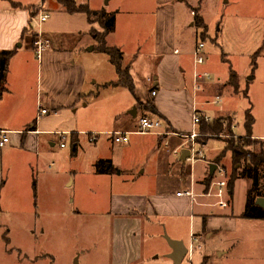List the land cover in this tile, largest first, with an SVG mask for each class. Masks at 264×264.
<instances>
[{
  "label": "rangeland",
  "instance_id": "1",
  "mask_svg": "<svg viewBox=\"0 0 264 264\" xmlns=\"http://www.w3.org/2000/svg\"><path fill=\"white\" fill-rule=\"evenodd\" d=\"M101 1V8L108 12L114 13L118 3L127 13L118 16L121 31L126 27L139 26L148 32L153 30L155 0ZM183 1V4L177 5L178 47L190 69L193 49L196 48V44L203 43L205 64L199 66V70L202 73H209L212 78L209 83L218 80L222 82V78H227L231 72L238 76L237 92H234L231 85H227L219 99L215 95L208 98L209 116L214 118L213 121L218 118L225 119L224 132L208 135L199 129V134L201 133L199 142L205 143L202 149L205 159L196 156L197 160L193 166L190 161L184 165L188 172L191 170L194 177L199 179L203 177L207 164H215L218 170L221 168L226 171V179L229 181L233 167L230 153L218 163L216 158L225 149L228 141H237L238 138L246 136L244 123L249 110L254 118L252 133L262 138L261 141L264 143V0ZM40 2L42 0H0V8L10 3H22L28 6V10L35 11ZM43 2L49 19L39 26V16L31 18L34 31L41 30L51 41L50 48L44 55L59 52L71 54V60H75L73 58L75 55L76 60L82 61L81 50H87L86 43L89 37L91 38L87 31L93 26L95 31L101 32L100 25L95 23L90 26L85 14L72 16L59 13L63 8L55 0ZM199 7L208 29L194 28L196 32H193L192 29L185 28V22L189 19V12L191 17H194L192 9L196 10ZM189 29L192 32L190 37ZM34 39V32L30 31L28 40L24 42L22 48L19 47V44L23 43L21 41L13 47L17 50L22 65L19 67L18 63L17 65L9 63L6 73L10 74V77L16 70L33 74L34 82L30 80L31 89L27 92L25 106L29 114L35 113L38 66L42 62V60L38 62L34 54L32 47ZM108 45L113 46V41L109 40ZM95 53L86 61L89 69L95 71L101 80L109 81L116 78L115 68L108 56L98 51ZM88 101L79 104L78 111L73 115L68 111L62 115L63 119H58L60 120L58 122L47 121L46 128L53 130L70 128L68 130L78 133V130L85 128L91 120L92 113H89V110L99 105L104 111L110 106L90 103L88 110L83 107ZM221 115L228 117H219ZM101 117L104 118L102 115ZM101 117L97 122L104 123L105 126L106 122ZM44 138L46 142L41 145L38 164L33 165L30 171H26L22 165L26 162L25 155L15 153L19 155L17 158L11 156L5 161V195L8 201L4 202L6 209L2 208L3 213L0 212V264H74L75 259H78V264H126L123 255L127 251L136 253L131 258L134 261H137L135 258L141 252L142 262L137 261L136 264H174L165 254L167 240L164 235L171 238L167 229L162 228L163 239L151 242L147 233L140 231L141 225L133 216L121 218L116 213L117 208L111 213L114 198H121L127 202L147 196L144 192L136 191L139 190L136 189L138 187L128 181L129 175H126L128 171L121 174L122 169L118 165H132L134 173L143 172L147 184L162 173L159 158L167 155L162 153L156 137L135 134L129 136L130 143L116 144L110 136H101L98 142H91L90 135H79L75 153L71 132L63 141L65 148L60 147L61 140L58 136L46 135ZM252 141L256 140L252 138ZM248 149L254 151L253 147ZM99 159L112 160L116 167H113L110 174H105L107 176L97 174L94 163ZM32 162L35 163V160ZM31 172L33 200L30 205L25 202L19 204L29 187ZM134 175L138 176L137 173ZM207 175L203 183H207L210 171ZM25 177L26 183L23 182ZM214 177L221 178L219 173ZM183 181L184 178L175 180L173 185L177 190L185 189ZM252 186V179L236 180L231 194L233 220L236 218V223L231 221L220 223L218 219L211 221L209 224L211 229L215 228V224H219L222 230L203 235L199 242L201 248L195 250L192 262L190 263L186 257L183 264H264V220L252 222L239 217L237 219V216L245 211ZM9 199L12 202H9ZM205 200L214 202L212 198ZM10 203L11 205H8ZM204 208L210 212L217 209ZM162 223L167 226L176 224L182 233L189 234L191 224L189 219L173 221L172 217H167ZM192 227L196 232L199 231V221L196 220Z\"/></svg>",
  "mask_w": 264,
  "mask_h": 264
},
{
  "label": "crops",
  "instance_id": "2",
  "mask_svg": "<svg viewBox=\"0 0 264 264\" xmlns=\"http://www.w3.org/2000/svg\"><path fill=\"white\" fill-rule=\"evenodd\" d=\"M75 1L77 5H88L92 11L105 10L101 8V0H86L84 3H78L77 0ZM178 3L183 4L184 1L155 0L154 4L156 9L155 12H153L154 26L151 32H148L141 26L137 28L126 27L121 31L118 23V16L127 13L124 12L123 8L118 3L115 8L116 10L113 11L116 13L115 30L108 35L107 43L109 40H112V47H116L123 52L124 63L129 66L130 74L133 79L134 93L123 87H105L106 84L116 81L117 76L113 80H101L95 71L89 69L86 61H89L88 58L97 52L95 50L96 44L92 35L86 43L87 50H81L80 54H82V61L76 60L75 55H73L75 60H71V54H61L59 52L48 53L46 55L43 54L40 59L36 58L38 62L41 60L42 62L38 66L34 114L31 112L29 114L28 111L26 112L25 108L28 99L27 92L31 89L30 80L34 82L32 78L33 74L30 75L18 70L13 73L12 77H10V74H7L6 91L0 97V131H7L10 133V142L5 147L0 148L1 213H3L2 208L6 209L4 206L5 200L8 201L5 195L4 164L9 157L14 156L17 158L19 156L15 153L25 155L26 162L22 163V165H24L26 171H30L33 165L37 166L38 164L39 151L41 145H44L46 142L44 138L46 135H54L60 138L59 133H65V137H67L69 132H71L76 148L79 144V135L95 136L96 140L94 142H98L101 136H110L112 138L111 134L113 132H126L129 133V136L136 134V136L150 135L156 137L159 141L158 144L162 153L167 155V158L164 156L159 158V163L162 165V173L148 184L144 181L143 172L137 171L136 173L138 176L134 175L136 173L133 172L134 168H132V165H118V167L122 169L121 174L128 171L129 174L126 173V175H129L128 181H131L133 185L138 187L136 189L139 190L136 191L144 192L147 196L142 199H132L127 202L123 201L121 198H114L112 200L111 213L117 208L118 210L116 213L121 218L133 216L138 220L139 225H141L140 231L142 233H147L151 242H158V239H163L162 228L164 227L165 230L167 229V231H169L171 239L184 242L188 250L193 243V237L198 240L196 244L199 246V242L203 235L207 236L209 232L216 233V231L220 232L222 230L219 224H215V228L211 229L209 226L211 221L218 219L220 223L226 221L236 223V218L233 220L234 214L231 205L230 190V204L228 208L214 206L216 202L215 199L212 203V201L209 202L205 200L207 199L206 197H202V194L207 192L209 188V186L203 182L210 171V164L206 165V171L203 177L197 179L194 177L191 170L188 172L186 169V165L184 164H186L185 162H188V160H181L182 153L175 155L172 151L185 142L183 136H187L193 131L199 133L200 124L194 125L193 123L195 112L202 116L209 117L211 122L213 121L214 118H211L208 112V106L210 105L209 96L215 95L219 99V95H223L224 90L227 88V85H229V79L231 77L230 74L227 78H222V82L218 80L215 81V83H209L211 78L204 83H200V85L198 84L196 76L206 74V72H200L199 66L201 65L196 64L194 56L195 49H193V52L191 50V69L185 57L181 56V49L178 47ZM18 4H21L20 8L13 7L11 3L6 7L0 8V52L15 51L10 60V64L17 65L18 63L19 67H21L22 64L19 60V54L13 47L21 41L23 43H20L19 45L21 46L19 47L22 48L24 42L28 40L29 32H34V29L32 27L31 18L33 10H28V6L22 3ZM199 12L202 16L201 10ZM59 13L66 12L62 9L59 10ZM108 13L112 12L109 11ZM79 14L82 13L69 15L73 16ZM132 14L137 13L132 12ZM191 16L189 12V19L185 22V28L193 30L195 27L193 24V17ZM88 24L90 26L94 25L90 24L89 21ZM91 29H93V26L90 27L87 33H90ZM190 29L188 31L189 37L192 35ZM194 31L195 30H193V32ZM40 71H42V73H40ZM94 79L95 81L92 82ZM153 92L156 94L153 95ZM88 100L93 101L89 102ZM86 101L88 102L85 103L83 107L88 110L90 108V103H94L95 105L109 104L110 106H107L104 111L102 109L103 107L101 108L99 105L95 109L89 110L88 112L92 113L91 120L88 121L85 128L78 130L79 134L72 130H68L70 128L66 130L46 128L47 121L54 120L58 122L60 121L58 119H63L64 117L62 115L68 111L71 115L75 114L79 109L78 105ZM149 104L152 105L151 108H147ZM42 109L47 110V114H40ZM134 109H136L135 117L130 114ZM51 114L54 116L52 117ZM99 114L100 117L101 115L104 116V118H101L106 122L105 126H103L104 123L99 124L97 122V120L99 121L100 119ZM143 116L159 119L163 124L161 132L167 131L172 134L171 137H169L171 151L168 152L164 150L163 142L165 137L160 135L161 132L148 134L136 132L139 119ZM219 117L228 116L221 115ZM216 118L218 117H215V119ZM42 137L44 139H42ZM253 138L263 140L254 135ZM51 145L54 146V144ZM33 160H35V163L32 162ZM100 160L104 159H99L97 162ZM104 161L109 162L106 168H109L110 165L116 167L112 160ZM211 162L212 161H210V163ZM193 165L194 163H192V166ZM101 175L107 176L105 174ZM181 178L185 179V181H183L185 185L184 190L192 187L196 194L199 195L198 204L193 203L188 197L177 196V193L182 190H177L173 183L176 179ZM32 179L33 174L31 172V174L29 173V187L27 188L26 194L22 197L23 200L18 202L19 204L25 202L30 205V202L33 200ZM23 182L26 183V177ZM202 200L206 202H200ZM9 202L12 201L9 199ZM8 205H11V203ZM204 207L217 209L210 212L209 210H205ZM167 217H172L173 221L177 219H189L193 226L195 221L198 220L200 230L196 232L195 229H193L194 227L189 224V234L182 233L180 227H177L176 224L167 226V224L162 223L163 219ZM238 217L243 220H249L242 218V215L237 216V219ZM249 221L259 222L261 220ZM136 236L137 234H135V237ZM131 252L132 251H127V253H124V263L136 264L137 261L141 263V252L139 256L135 258L137 261L131 259L132 256L136 254L135 252ZM172 252L171 247L166 241V257ZM194 254L195 251L191 255L188 251L186 257H188L190 263L193 260ZM184 260L181 264L184 263Z\"/></svg>",
  "mask_w": 264,
  "mask_h": 264
},
{
  "label": "trees",
  "instance_id": "3",
  "mask_svg": "<svg viewBox=\"0 0 264 264\" xmlns=\"http://www.w3.org/2000/svg\"><path fill=\"white\" fill-rule=\"evenodd\" d=\"M45 1V0H43ZM63 10L68 14L82 13L88 18L90 24L98 23L101 27V32L95 31V28L91 29L90 33L95 41V50L108 56L109 61L114 66L117 79L114 82L108 83L105 87H123L129 89L134 93V83L130 74L129 66L124 63L123 52L116 48L109 46L107 43V37L115 30L116 13H108L106 10L92 11L88 5H77L75 0H55ZM15 8H20L21 4L12 3ZM200 7L198 9H192L193 24L196 29L207 30L208 26L204 23L203 17L200 15ZM32 17L34 14L32 13ZM96 18V19H94ZM14 55V51H2L0 52V97L6 91L5 83L7 76V69L11 58ZM256 57H254L255 59ZM254 67L256 62L254 61ZM229 85L233 87L235 92L238 91V76L232 72L229 80ZM149 104L147 108H151ZM225 119L218 118L210 123L202 121L200 123V131L203 134H220L224 132ZM253 124L254 118L250 113V110L246 113V120L244 123L246 136L244 138H238V140L228 141L227 146L222 153L216 158V163L222 160L227 153L231 154L232 158V175L228 181V188L233 193L235 182L238 178L252 179L253 186L250 193V198L247 202L245 211L242 214V218L249 220H264V209L257 204L258 198H264V143L261 140L253 138ZM201 134V133H200ZM200 137L198 138V142ZM203 142V141H201ZM199 142V143H201ZM205 144V143H201ZM253 147L254 151H249L248 148ZM76 148L74 149V153ZM108 161L100 160L95 164V172L97 174H110L113 167L110 165L106 168ZM214 176H209L207 186L210 185Z\"/></svg>",
  "mask_w": 264,
  "mask_h": 264
},
{
  "label": "built area",
  "instance_id": "4",
  "mask_svg": "<svg viewBox=\"0 0 264 264\" xmlns=\"http://www.w3.org/2000/svg\"><path fill=\"white\" fill-rule=\"evenodd\" d=\"M34 16H39V26L41 24L45 23L49 19V14L45 10V4L42 0L36 7L35 11H33ZM34 41L32 43L33 51L37 59H40L42 55L50 48L51 41L44 36V33L39 30L38 32L34 31ZM205 45L203 43H200L196 46L194 51L195 61L196 64L202 65L205 63ZM198 84L204 83L211 79V76L209 74H202L196 76ZM156 93L153 92V95ZM218 103V102H217ZM40 114L45 115L47 114V110L42 109ZM202 121L206 123H210L211 119L206 116H202L199 113L194 114L193 116V123L194 125H199ZM163 128V124L159 119H153L148 116H143L139 119L136 132L140 134H148V133H160ZM10 133L7 131H0V148L5 147L10 142ZM65 133H59V136L61 138V148H65ZM161 136L165 137V140L163 142L164 150L171 151V143L169 140V137H171V133L164 131L160 133ZM112 140L116 144H126L129 143V133L126 132H113L111 134ZM200 134L197 131H193L191 134L187 136H183L185 138V142L181 144L176 149H173V153L175 155H179L182 153L184 149H188L190 151V156L187 158L188 161L191 163H195L196 156H199V159H205V155L203 153V148L205 147L204 144H201L198 142ZM96 140L95 136L90 137V141L94 142ZM218 170V167H217ZM216 170V173H219L221 178L218 179L217 177H213L209 188L207 192L202 194V197L206 198H213L216 200L214 203V206H218L221 208H228L230 204V193L228 188V180L226 179V171L224 169ZM177 196H184L188 197L193 203L198 204V198L199 195L196 194L194 189L191 187L190 189L180 191L177 193ZM198 240L193 237V243L190 245L189 253L190 255L196 250L200 249L201 247L198 246L196 243Z\"/></svg>",
  "mask_w": 264,
  "mask_h": 264
},
{
  "label": "water",
  "instance_id": "5",
  "mask_svg": "<svg viewBox=\"0 0 264 264\" xmlns=\"http://www.w3.org/2000/svg\"><path fill=\"white\" fill-rule=\"evenodd\" d=\"M135 112L136 109H134L130 114L133 115V117H135L136 114ZM189 156H190V151L188 149H184L182 151L181 160L186 161ZM209 170H210V175L214 176L217 170V165L210 164ZM256 202L259 206H261L264 209V198H258ZM164 238L167 240L169 246L173 251L171 254L167 255V257L170 260H172L174 264H181L188 254L189 251L188 247L185 245L184 242L173 240L167 235H164ZM74 264H78V259H75Z\"/></svg>",
  "mask_w": 264,
  "mask_h": 264
}]
</instances>
